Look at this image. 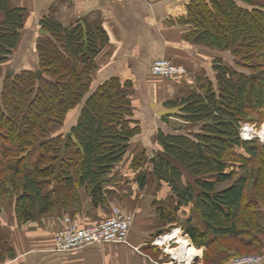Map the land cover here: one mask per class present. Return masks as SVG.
I'll return each mask as SVG.
<instances>
[{
	"label": "trees",
	"instance_id": "obj_1",
	"mask_svg": "<svg viewBox=\"0 0 264 264\" xmlns=\"http://www.w3.org/2000/svg\"><path fill=\"white\" fill-rule=\"evenodd\" d=\"M9 3L0 0V202L14 203L20 225L77 205L81 188L94 205L106 204L107 182L131 153L141 188L152 180L173 191L174 207L159 208L170 223L162 234L179 223L181 207L191 205L183 230L195 246L206 247L204 264L264 254V143L243 139L239 130L241 122H264V0L189 2L179 18L193 25L186 38L230 51L233 59L216 56L215 81L165 102L191 126L160 128L152 156L131 143L141 132L134 82L112 76L92 86L107 32L87 20L69 28L45 15L38 66L9 73L5 62L26 17L25 8ZM79 105L70 132L54 134Z\"/></svg>",
	"mask_w": 264,
	"mask_h": 264
},
{
	"label": "crops",
	"instance_id": "obj_2",
	"mask_svg": "<svg viewBox=\"0 0 264 264\" xmlns=\"http://www.w3.org/2000/svg\"><path fill=\"white\" fill-rule=\"evenodd\" d=\"M190 1L10 0L12 7L26 9V17L19 45L5 62V69L19 71L38 66L37 42L42 34L40 20L45 15L52 14L69 28L79 20L100 25L107 32L109 41L97 56L98 69L93 74L92 86L96 87L112 76L134 82L136 118L140 121L141 132L132 138L131 143L146 148L152 156L158 146L156 134L159 129L169 131L178 127L169 121L176 117L177 107L167 106L165 102L199 90V82L215 81L214 58L222 55L226 60L229 55V52L186 38L193 25L181 23L179 18L186 14ZM160 57H169L185 65L190 73L188 81L152 75L151 65ZM76 120L77 117L71 121L70 127ZM131 160V153H127L107 182L111 194L106 196V204L94 205L92 197L81 188L77 205L66 210L58 208L20 225L14 203L0 202V264H163L172 260L163 252L166 244L153 241L160 234L169 232L158 234L160 229L163 231L170 226L168 221L162 220L159 208L168 204L174 207L173 191L167 183L152 180L141 188L130 166ZM184 178L186 180L187 176ZM230 183H223L220 187ZM114 206L135 215L130 244H93L72 251L54 249V232L64 225L65 216L76 218L82 225L96 224L111 216ZM186 208L181 207L179 223L173 228L190 241L191 249L196 251V264H202L206 247L195 246L180 229L186 223L182 215ZM195 215L197 226L205 230L197 211ZM163 239H168L167 234ZM226 264H232V260Z\"/></svg>",
	"mask_w": 264,
	"mask_h": 264
},
{
	"label": "built area",
	"instance_id": "obj_3",
	"mask_svg": "<svg viewBox=\"0 0 264 264\" xmlns=\"http://www.w3.org/2000/svg\"><path fill=\"white\" fill-rule=\"evenodd\" d=\"M150 71L152 74L162 77H185L188 74L184 66L177 64L167 57L155 59L151 65ZM240 136L248 140L245 135V128L240 132ZM63 221L64 225L54 232V249L57 251H72L93 244H130V234L135 225V215L133 213L124 212L119 206H114L112 208V215L96 224L82 225L76 218L71 216H65ZM175 229L177 228L172 230L174 231ZM180 229L182 230V228ZM182 231L183 234L190 239V237L184 233V230ZM161 236L162 235L158 238ZM153 242L155 244H160L156 240ZM172 242L175 243L174 240ZM163 252L166 255L168 253V255L172 257L171 261L163 264H192L187 263V261L181 262L180 259L172 256L167 250V245L163 248ZM263 261L264 254H243L235 257L232 260V264H261Z\"/></svg>",
	"mask_w": 264,
	"mask_h": 264
},
{
	"label": "rangeland",
	"instance_id": "obj_4",
	"mask_svg": "<svg viewBox=\"0 0 264 264\" xmlns=\"http://www.w3.org/2000/svg\"><path fill=\"white\" fill-rule=\"evenodd\" d=\"M225 52H229V55H228V58L226 59V60H232L233 59V56H232V53L230 52V51H225ZM171 60H173L174 62H176L177 64H180V65H182V66H184L185 68H186V70H187V72H188V74L185 76V77H180V76H175V79L176 80H180V81H184V82H186V81H188L187 79L188 78H190V73H189V70L187 69V67L185 66V65H183V64H181V63H179V62H177V61H175L174 59H171ZM225 60V61H226ZM205 84H207L206 83V81L204 82ZM80 107H81V105H79V106H77V108H76V110L75 111H73L71 114H70V117H69V119L70 120H68V122H67V124H65L64 126H62V127H60L59 129L58 128H56V129H54V131H53V133L54 134H56L57 132H70V124H71V121H73V120H75L76 119V117L78 116V113H79V110H80ZM177 110H178V108H177ZM179 111V110H178ZM76 116V117H75ZM170 122H173V124L174 125H178V126H184V127H186V126H191V124H190V122L188 123L187 121H185V120H183L182 118H180V117H178V116H176V117H172V120H169ZM249 126H251V127H253V130L252 131H248V130H245V131H247L246 132V134H247V138H249L250 137V139H252V138H254L255 137V139H257V140H259V142H261V143H264V122H262L261 124H258V125H256V124H250V123H246V122H241L240 123V127H239V130H240V132L244 129V128H247V127H249ZM194 128H196V127H194ZM129 152H131V151H129ZM131 163H132V161H131ZM148 162H146V164L144 163V167H148V164H147ZM130 166H131V164H130ZM190 176H187V179L189 178ZM220 187V186H219ZM191 214H193V212H192V210H191V205H189V206H187V208H186V210H183V212H182V215H183V217L185 218V219H187V217L188 216H190ZM171 231H173V230H171ZM179 235L180 236H182L180 233H179ZM189 236V235H188ZM190 237V236H189ZM191 239V238H190ZM171 244H172V246H173V248H175V246H177V243H173V242H171ZM170 244V241L169 242H167L166 243V245H167V249H169V246L171 245ZM194 246V245H193ZM171 247V246H170ZM168 254V253H167ZM244 254H249V253H244ZM250 254H255V253H250ZM165 256H167V255H165ZM172 256H174L173 254H172ZM170 257V255H168V258ZM167 262H169V261H171V260H166ZM197 263V261L195 260V259H193V261H192V264H196ZM202 264H204V261L202 262Z\"/></svg>",
	"mask_w": 264,
	"mask_h": 264
},
{
	"label": "bare ground",
	"instance_id": "obj_5",
	"mask_svg": "<svg viewBox=\"0 0 264 264\" xmlns=\"http://www.w3.org/2000/svg\"><path fill=\"white\" fill-rule=\"evenodd\" d=\"M245 130L252 131L253 127L249 126V127L245 128ZM246 132L247 131H245V135L247 136ZM253 139H255V137L252 139H250V137H249L248 140H253ZM166 234H167V238L169 240L163 239ZM176 237H177V247L176 248H169L167 250L169 252L173 253V255L175 257H177L178 259H180L181 262L187 261V263H192L193 259H195V257L197 256L196 251H193L194 249H191L190 241H188L183 236H180L177 233L176 229L174 231H170V232L163 234L160 238L156 239V241L159 242L160 244H163V243L166 244L167 242H169V241L172 242L173 240L175 242Z\"/></svg>",
	"mask_w": 264,
	"mask_h": 264
},
{
	"label": "water",
	"instance_id": "obj_6",
	"mask_svg": "<svg viewBox=\"0 0 264 264\" xmlns=\"http://www.w3.org/2000/svg\"><path fill=\"white\" fill-rule=\"evenodd\" d=\"M41 32H42V33H45L46 30L42 29ZM7 72H9V73H15L14 70H11V69H8ZM160 233H162V229H160V230L158 231V234H160Z\"/></svg>",
	"mask_w": 264,
	"mask_h": 264
}]
</instances>
